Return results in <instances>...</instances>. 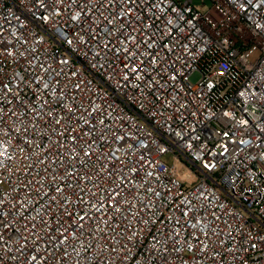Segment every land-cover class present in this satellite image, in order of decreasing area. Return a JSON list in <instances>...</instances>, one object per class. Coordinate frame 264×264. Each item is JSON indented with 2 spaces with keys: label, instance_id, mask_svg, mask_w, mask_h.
Listing matches in <instances>:
<instances>
[{
  "label": "built area",
  "instance_id": "obj_1",
  "mask_svg": "<svg viewBox=\"0 0 264 264\" xmlns=\"http://www.w3.org/2000/svg\"><path fill=\"white\" fill-rule=\"evenodd\" d=\"M0 264H264V2L0 0Z\"/></svg>",
  "mask_w": 264,
  "mask_h": 264
},
{
  "label": "snow or ice",
  "instance_id": "obj_2",
  "mask_svg": "<svg viewBox=\"0 0 264 264\" xmlns=\"http://www.w3.org/2000/svg\"><path fill=\"white\" fill-rule=\"evenodd\" d=\"M130 2H131V0H130ZM262 2H264V0H262ZM57 123H59V121H57ZM84 154L87 155V156H91V155H92L90 152H85ZM59 190H60V189H57V191H59ZM112 206H113V207H116L115 205H112ZM80 218H81V220L84 219L83 216H81ZM129 238L131 239V237H129ZM32 259L35 260L36 257H33Z\"/></svg>",
  "mask_w": 264,
  "mask_h": 264
},
{
  "label": "rangeland",
  "instance_id": "obj_3",
  "mask_svg": "<svg viewBox=\"0 0 264 264\" xmlns=\"http://www.w3.org/2000/svg\"><path fill=\"white\" fill-rule=\"evenodd\" d=\"M199 78H200V75H199V74H194V75L191 77V80H192L193 82H196Z\"/></svg>",
  "mask_w": 264,
  "mask_h": 264
}]
</instances>
